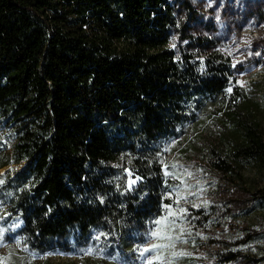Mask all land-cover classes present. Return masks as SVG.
<instances>
[{"label":"trees","instance_id":"obj_1","mask_svg":"<svg viewBox=\"0 0 264 264\" xmlns=\"http://www.w3.org/2000/svg\"><path fill=\"white\" fill-rule=\"evenodd\" d=\"M172 1L0 0V264L86 252L135 264L169 203L164 152L181 137L215 180L197 222L264 209L255 104L212 41L183 28L170 47ZM245 231L240 243L264 236ZM203 264L264 256L225 250Z\"/></svg>","mask_w":264,"mask_h":264},{"label":"rangeland","instance_id":"obj_2","mask_svg":"<svg viewBox=\"0 0 264 264\" xmlns=\"http://www.w3.org/2000/svg\"><path fill=\"white\" fill-rule=\"evenodd\" d=\"M172 5L178 21L170 47L178 50L183 46V28L192 37L212 41L216 49L230 59L233 84L245 88L251 96L255 116L264 132V0H173ZM0 132L5 136L1 124ZM6 140L10 147L11 135ZM184 143L183 137L172 140L164 152L167 163L163 169L166 179L164 194L169 200L166 205H171V209L163 206L157 219L167 216L168 211L173 213L168 216V221L175 222L174 233L184 229L185 238L176 244V249L188 253L170 259V264H203L216 252L225 250L264 256V236L240 243L247 233L246 228L253 231L264 228V209L237 219L226 218L220 223L211 221L215 218L213 215L200 223L194 219L196 211L206 209L210 213L213 208L211 193L215 180L192 165L188 155L180 150ZM4 171L2 169L0 173ZM245 178L254 187L263 186L258 173L253 170L247 171ZM155 227L154 223L153 230ZM153 242L156 241L150 236L146 244ZM5 253L6 246L1 244L0 254ZM148 255H141L139 250L135 264H146ZM33 260L34 264H128L115 256L87 252L80 258L56 254L36 255Z\"/></svg>","mask_w":264,"mask_h":264},{"label":"snow or ice","instance_id":"obj_3","mask_svg":"<svg viewBox=\"0 0 264 264\" xmlns=\"http://www.w3.org/2000/svg\"><path fill=\"white\" fill-rule=\"evenodd\" d=\"M227 91L231 92V89L229 88ZM165 208L171 209V205H165ZM180 211H184V209ZM171 215L173 213L168 211L167 216H162L155 221L156 227L150 232V236L156 242L140 247L141 255L149 254L146 257V264H154L155 261H159L160 264H170V259L188 254L176 249V244L185 239L184 229L181 228L178 234L174 233L175 222L168 221V216ZM167 254H170V257Z\"/></svg>","mask_w":264,"mask_h":264},{"label":"built area","instance_id":"obj_4","mask_svg":"<svg viewBox=\"0 0 264 264\" xmlns=\"http://www.w3.org/2000/svg\"><path fill=\"white\" fill-rule=\"evenodd\" d=\"M162 169H164V166L162 167Z\"/></svg>","mask_w":264,"mask_h":264}]
</instances>
